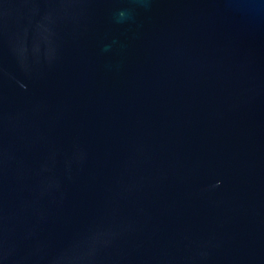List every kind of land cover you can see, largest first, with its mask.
<instances>
[{
	"label": "water",
	"instance_id": "water-1",
	"mask_svg": "<svg viewBox=\"0 0 264 264\" xmlns=\"http://www.w3.org/2000/svg\"><path fill=\"white\" fill-rule=\"evenodd\" d=\"M0 264H264V0H0Z\"/></svg>",
	"mask_w": 264,
	"mask_h": 264
}]
</instances>
